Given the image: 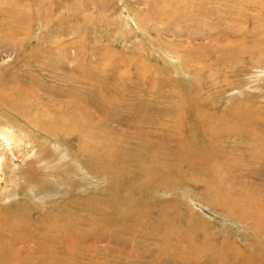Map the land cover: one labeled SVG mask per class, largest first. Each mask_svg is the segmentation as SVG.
Returning a JSON list of instances; mask_svg holds the SVG:
<instances>
[{"label": "rangeland", "instance_id": "1", "mask_svg": "<svg viewBox=\"0 0 264 264\" xmlns=\"http://www.w3.org/2000/svg\"><path fill=\"white\" fill-rule=\"evenodd\" d=\"M14 86L27 110L13 114L0 99L1 117L13 115L29 137L26 149L34 142L18 172L33 171L41 141L48 152L65 151L71 159L82 137L92 152L83 154L87 174L78 169L34 187L43 203L21 188L17 194L0 189L9 194L0 197V211L14 212L5 220L23 214L17 226H0V264H264V0H0V90L10 94ZM75 87L85 105L81 128L66 138L55 132V141L38 136L46 131L25 118L65 119L70 107L76 112V92L69 91ZM184 137L203 157L180 153L178 172L166 169L180 178L173 190L163 194L164 186L152 185L142 196L146 210L152 202L165 211L162 235L146 236L158 223L151 217L157 210L140 219V205L127 212L133 233L105 225L119 211L106 202L117 191L102 172H93L98 180L89 174L94 154L148 148L158 159L175 160L179 153L172 150ZM82 186L84 204H75ZM88 204L98 214L82 225L87 236L76 251L39 238L19 242L47 231L36 219L38 208L62 213L84 205L90 210ZM233 207L244 209L243 217ZM94 220L103 221L101 228Z\"/></svg>", "mask_w": 264, "mask_h": 264}, {"label": "bare ground", "instance_id": "2", "mask_svg": "<svg viewBox=\"0 0 264 264\" xmlns=\"http://www.w3.org/2000/svg\"><path fill=\"white\" fill-rule=\"evenodd\" d=\"M12 33H14V32H12ZM15 33H17V32H15ZM57 79H59L58 76H57ZM57 79H55V80H57ZM58 81H60V80H58ZM61 81H62V79H61ZM63 83H65V82H63ZM61 85H63V84H61ZM68 85H69V83H68ZM49 86H51V85H49ZM65 86H67V85H65ZM65 86H64V88H65ZM15 89H16L15 86L12 87L11 91L13 93H10V94H5L0 90V99H1V101H3V103L9 104V105H7L9 107L8 111L12 112L13 114L16 112L22 116L24 114H21V113H23V110H27V108H21V106L19 104L20 102L18 101V99H16V94L14 93V92H16ZM68 89H69V87H68ZM69 91H75L76 92V97L72 96V98H73L72 101L74 102L76 100V105L74 104L72 106V107H76V112H74L75 109L70 107L69 114H71V115L68 114V117L66 116L65 119L62 120L61 118H58L54 114L45 115L43 113L42 114H36L32 118H29V119H28V117L25 118L27 121L30 122V126H33L34 129L39 128V130L41 129L43 132L46 131L45 133H47V134L42 133L41 131H38V129H37L38 136L43 134L44 136H47V138L49 137L48 139H53L55 141V140H59V137L55 132H62V135L65 136V138H66V137H69L70 135H73V133H75V131H78L81 128L82 123H81L80 119L82 116H85V114H84L85 105L81 104L83 99H82L81 93H80V91H78L77 87L71 88ZM24 93H21V94H24ZM15 101H17V103L14 106L13 104H15ZM67 101H65L66 102L65 104L69 105V104L73 103L71 101H69L70 103ZM28 111L30 113H32V111H30V110H28ZM47 118H49V120ZM13 119L14 118H13L12 114L7 113L3 117H1V114H0V189H2V188H3V190L8 189L9 190L8 192H10V190H12L15 193L18 188H21L23 190V192H27V193L29 192V194H33V198L36 199V201H39V203H43L42 201H40V197L37 196V194L34 195L35 194L34 193V187L35 186H37V185L43 186V183H47V182H48V184H51L53 182L51 181L52 179L50 177L58 178V177H65V175H67V174H72V173L76 174L78 169H84V172H86V174L88 173L84 167V160H87V158L85 156H83V154L85 155V153L87 151H89L90 149L88 150V147L84 145L82 137H80L81 140H78V143H77L78 153H75L74 156H71L72 157L71 159L70 158L65 159V156L69 157L68 154L64 153L65 151L63 152L60 150L57 153L56 152H48L45 148H43L41 146V143H42V141H41L39 146H38L39 149L36 150V154L34 153V155L31 158L32 165L34 168L33 171L29 170V171L18 172L19 171L18 168L20 170L23 169L20 165L22 163H24V161H23L24 157H28V155H27L28 151L33 150L34 142H31V146L29 147V149H26L27 146L30 145L29 137L28 136L25 138L23 137L24 135H27V133L25 132L26 134H24V130H23V132L20 131L19 127H17L13 123ZM20 132H22L23 135H19ZM48 134L53 136L55 139L52 137L50 138V136ZM47 138H46V140H47ZM34 139H32V141H34ZM57 142L58 141H56V143ZM56 143H54V147L58 146ZM148 146H150V145H148ZM176 147H177V149H174L175 151L172 150L173 153L174 152L176 153V151L179 153L176 155V157L174 156L175 160H167V159H161V158L158 159L157 156L155 155L156 152L149 151L148 148L146 149V151L142 150L141 152H138L136 150L125 149L128 151H124L121 155H118L117 152L113 153L112 149L107 147L106 149H103L101 151V155L99 153L94 154L93 157L95 160L92 159V162L90 161L91 164L89 163L90 169L92 170V172H91L88 169L90 172L89 174L92 177H96V180H98L97 179L98 176H96L93 172H97V171L102 172L104 174V178L107 180V182H106L107 185L109 184L110 186H113L114 189H116V191H117V193L110 195V197L107 198L106 202L109 200V201H111V203L113 202V206H115V204H116L117 205L116 207H117V209H119V211L116 210V212H117L116 216L114 218H110L109 220L107 219L106 221L108 222V224H105V225H107L109 227L112 226L113 230H115V231L117 230V231H120L121 233H123L129 227L127 225V223H125V222L130 221V219H131L130 215L127 212L129 211V213H131L133 211V210L132 211L130 210L132 205L133 206H135V205L139 206L140 205L141 210H138V211L136 210L137 214H139L138 218H140V219L142 217L144 218V216H146V215H147L146 217H148L147 211H152L151 208H153L154 211L157 210V212H156L157 215H155V216L151 215V217H155V219L158 220L157 222L158 223L160 222V224L157 223V225L154 226V230L146 231V236L151 237L152 235H155L156 232H158L160 235H162L161 231L164 232V230L162 228L161 229H159V228L163 227V224H165V221H166L165 220L166 219L165 211L162 210V208L161 209H155L153 207L154 205H151L152 202H151V204H149L150 209L146 210L147 209L146 207L148 205H146V203L143 202L142 196H144L145 191H147V188L152 186V185H155L156 187L157 186H164L166 188V191H163V194H167V193H169V191L173 190V186L176 185L175 183L180 181V178L176 177V176L174 177V175L172 176L170 174L171 169L169 171H166V169L168 170V167L170 168V166H171L172 169H174L176 172H178V168H180V166H178L179 161H180L179 160L180 153H182L186 157H189L192 154H197V155H200L201 157H203L201 155V153L191 152L190 148L188 147L187 139H185V137L183 139L181 138V140L178 141ZM93 148L96 149V147H93ZM90 152H92V149L90 150ZM17 153H18V155H17ZM21 155L23 156V158L20 157ZM92 155H88V156H92ZM97 155H98V157L104 158V161L97 163V161H98ZM197 155H195V156H197ZM205 156L207 157L209 155H205ZM7 158H8V163L6 161ZM203 159L207 160V158H203ZM79 160L82 162L83 165L80 164ZM72 162L74 163V165L76 167H78L77 169H75ZM189 163H190V161H189ZM189 163H188V166H190ZM18 164H19V167H18ZM29 165L30 164H28L27 166H29ZM86 167H87V165H86ZM6 169H8L9 171L7 172ZM16 171L18 173H16ZM6 172L10 173V174L7 175ZM98 172L96 174H98ZM15 173L17 174L16 176H15ZM182 175H184V174H182ZM140 177H141V179H140ZM125 179L128 181L123 182V181H126ZM55 182H57V181H55ZM96 183L97 182L94 181V185ZM83 188L84 187L82 186L81 190H83V191L79 190V192H77V197H76L77 202L75 204H81L82 205V203L84 202L82 195H83V192L85 190ZM157 188H159V187H157ZM170 188H172V189L170 190ZM123 190L125 191L126 194L125 193L121 194V191H123ZM17 192H16V194H17ZM147 193H149V192H147ZM6 194L9 195L8 193H4V194L0 193V197L2 198ZM65 195H66V193H65ZM69 198H71V197H69ZM82 200H83V202H82ZM36 201H34L33 204L38 203ZM93 203H95V202H92V204ZM154 204H158V203H154ZM70 205H71V202L61 204V207L70 206ZM88 205L90 207V210L85 209V207L87 205H84L80 209L79 208L70 209L71 207H66V208L62 209L66 212L63 211L62 213H54L53 209L41 208L39 210V208H38L37 210H35V211H37L36 219L38 221H40L41 219L44 221L45 225H43L42 227L44 229H46L47 231L41 232V231L37 230L35 234H32V235L28 234L26 237H24L22 235L19 239V242L20 241L22 242L25 239L28 241L27 238H29L30 240H32L33 238H36V239L39 238L42 240V242L43 241L45 242V246H46V243L48 245V244H51L52 242H56V243H60V247L66 248V252L76 251L77 248H79V245H82V243H85V242H83V240H85L83 238H85L87 236L85 233L86 228H83L82 225L87 224V222L92 221L93 218H95L93 216H96V214H98V212L94 211L93 205H90V204H88ZM162 205L164 206L165 204L160 203L161 207H162ZM56 207H57V205H56ZM94 208L97 209V207H95V206H94ZM235 208H237V207H235ZM235 208L233 207V209H235ZM113 210H115V209H113ZM243 210H242V212H243ZM26 211H27V213H29V211H31V208H29V210L26 209ZM38 211L39 212L41 211V212L38 213ZM236 212H237V210L235 209L234 214L238 213L237 215L243 217V213L241 212V210L238 211L237 213ZM13 213H14L13 211L10 213H7V211L6 212L0 211V226L2 228H5V226L14 225V224H15V226H17V224L21 222L20 218L23 216V214H21L17 218L13 217L14 219H12V221L8 220L9 222H7V220H5V218L9 219L10 217H12L9 214H13ZM27 213H25V214H27ZM27 218H29V217H27ZM105 218H107V217H105ZM155 219L153 218L152 220L154 221ZM94 222H95V224H97L101 228V225H102L101 223H103V221L100 222V220H98V221L94 220ZM139 223L141 225V220H139ZM47 224H48V226H47ZM146 226H148V223L145 224V227ZM22 228H24V227L21 225V229ZM135 229H136L135 224H132L131 227H129V233H133V230H135ZM9 233H11V232H9ZM92 233H94V231ZM99 233L100 234L98 235V238L102 237L101 231ZM108 234H110V233H108ZM108 234H106V235L108 236ZM142 234L144 235V233H142ZM165 234H167L166 230H165ZM115 235L116 234H114V236ZM124 237H125V235H124ZM15 239H17V238H15ZM39 239L37 241H39ZM75 239L77 240V242L75 241ZM119 239H121V236ZM14 241H16V240H14ZM34 243H36V242H34ZM29 244H31V243H29ZM123 245H124V243H123ZM33 250L36 251L37 249H32V250H28V251H31V253H32ZM44 250H45V248H44ZM1 253H3V251ZM32 254H34V252ZM73 256H74V254H73ZM55 259H57V258H55ZM54 262H56V261H53V263Z\"/></svg>", "mask_w": 264, "mask_h": 264}]
</instances>
